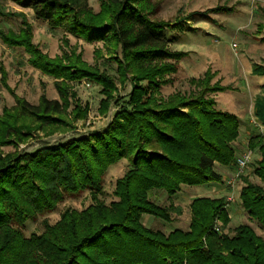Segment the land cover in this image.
Returning a JSON list of instances; mask_svg holds the SVG:
<instances>
[{
  "label": "trees",
  "instance_id": "trees-1",
  "mask_svg": "<svg viewBox=\"0 0 264 264\" xmlns=\"http://www.w3.org/2000/svg\"><path fill=\"white\" fill-rule=\"evenodd\" d=\"M14 1L35 19L76 37L100 40L109 33L123 53L115 59V73L121 80L130 75L133 82L106 128L43 143L31 152L0 151V264H264V237L247 222L231 226L223 196L192 197L186 229L162 231L141 221L147 214L171 223L181 214L173 200L182 186L220 182L217 166L235 167L240 126L234 113L218 109L207 95L224 89L209 86V70L190 78L193 88L187 92L156 96L185 53L168 48L165 25L148 16L145 0H101L96 12L86 0ZM260 12L264 16V7ZM30 28L22 19L17 32L1 29L0 39L24 47L55 77L86 78L103 94L114 89L113 76L88 67L78 55L65 56L66 62L42 55L31 42ZM58 89L60 99L41 95L37 103L15 96L11 111L4 109L0 116V141L20 138L21 128L33 123L57 124L65 105ZM251 114L264 125V94L255 96ZM247 148L258 154L253 174L264 183V134L250 135ZM120 159L126 169L114 184L115 199L105 203L96 195L107 167ZM239 179L238 204L264 229V184L244 174ZM152 189L163 190L168 202L152 200ZM84 191L92 203L65 208L55 222H43L40 232L24 234L28 220Z\"/></svg>",
  "mask_w": 264,
  "mask_h": 264
},
{
  "label": "rangeland",
  "instance_id": "rangeland-1",
  "mask_svg": "<svg viewBox=\"0 0 264 264\" xmlns=\"http://www.w3.org/2000/svg\"><path fill=\"white\" fill-rule=\"evenodd\" d=\"M101 0H86L94 12L99 10ZM148 16L164 23L165 36L169 39L170 50L182 51L176 65V71L169 76L171 80L161 84L158 95L166 97L173 92H187L193 88L190 78H202L209 70V86L218 85L224 89L208 93L216 107L234 113L240 122L239 136L235 142L237 156L246 151L247 139L260 132L252 123V106L255 94L264 84V16L260 8L264 0H145ZM140 6V3H139ZM22 14L21 16L15 14ZM22 19L30 24L31 42L47 58H61L78 55L88 67H98L114 78V89L108 94L101 92V87L86 78H65L44 71L31 59V54L22 46L8 45L0 39V116L4 109L11 111L14 97L24 98L30 103H37L44 95L49 99H60V91L65 105L57 115V124L21 128L20 138L10 136L0 141L3 153L31 152L43 143L54 144L70 138L88 135L92 131L106 128L114 113L128 98L132 89L130 75L127 79L117 77L116 60L122 59L119 45L109 33L104 39L87 40L67 33L60 27L52 28L46 22L35 19L31 10L22 7L14 0H0V30L12 29L17 32ZM107 104L106 109L102 103ZM1 140V139H0ZM258 154L252 151V157L244 170V176L255 183H262L253 174V167ZM127 166L125 159L107 167L99 200L109 203L115 197L112 194L116 180L122 176ZM221 172L220 182H209L197 186H182L174 198L175 205L181 206V214L171 223L143 214L141 221L145 226L169 231L175 227L186 229L190 218L189 202L197 195L218 197L227 194L229 189L225 179L234 168L217 166ZM264 184V183H262ZM243 185L238 179L235 185L236 200L227 211L231 216L230 225L249 223L254 231L264 237L262 229L252 221L238 204V192ZM154 192H160L155 193ZM153 194V195H152ZM152 195V197H151ZM149 196L155 202L167 203L163 190L152 189ZM93 200L87 191L75 196H68L48 213L28 220L23 226L27 236L42 230L43 222L53 223L65 208L82 209ZM173 216V215H172Z\"/></svg>",
  "mask_w": 264,
  "mask_h": 264
},
{
  "label": "built area",
  "instance_id": "built-area-1",
  "mask_svg": "<svg viewBox=\"0 0 264 264\" xmlns=\"http://www.w3.org/2000/svg\"><path fill=\"white\" fill-rule=\"evenodd\" d=\"M252 123L261 129L260 130L261 134H264V125L260 124L254 118H252ZM251 157H252V150L250 149H247L246 151L242 152L239 156H237L236 164H235L232 174L225 179V185L229 189V191L225 195V203L223 206L226 210L236 200V194L234 190L236 181L243 174L244 170L246 169L248 163L251 160Z\"/></svg>",
  "mask_w": 264,
  "mask_h": 264
},
{
  "label": "crops",
  "instance_id": "crops-1",
  "mask_svg": "<svg viewBox=\"0 0 264 264\" xmlns=\"http://www.w3.org/2000/svg\"><path fill=\"white\" fill-rule=\"evenodd\" d=\"M258 94H264V84H262V87H261L260 92L257 93V94H255V96L258 95ZM253 101H254V100H253ZM238 119H239V118H238ZM197 196H201V195H197ZM193 197H194V195H193Z\"/></svg>",
  "mask_w": 264,
  "mask_h": 264
}]
</instances>
